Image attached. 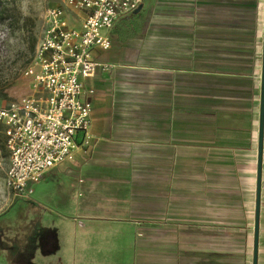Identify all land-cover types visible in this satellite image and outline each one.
<instances>
[{"label": "crops", "instance_id": "0c3cea01", "mask_svg": "<svg viewBox=\"0 0 264 264\" xmlns=\"http://www.w3.org/2000/svg\"><path fill=\"white\" fill-rule=\"evenodd\" d=\"M142 6L95 50L112 68L83 81L91 145L46 173L78 180L35 249L53 264H264V0Z\"/></svg>", "mask_w": 264, "mask_h": 264}, {"label": "built area", "instance_id": "2783aa9c", "mask_svg": "<svg viewBox=\"0 0 264 264\" xmlns=\"http://www.w3.org/2000/svg\"><path fill=\"white\" fill-rule=\"evenodd\" d=\"M64 7L46 13L44 33L32 66L25 75L31 93L7 103L0 99V129L9 167L5 185L16 197L31 194L46 173L91 145L92 103L84 98L83 81L112 66L99 65L95 50L112 48L110 32L144 0H62ZM67 12L79 19L69 23ZM93 90L87 92L88 96Z\"/></svg>", "mask_w": 264, "mask_h": 264}, {"label": "rangeland", "instance_id": "374dc122", "mask_svg": "<svg viewBox=\"0 0 264 264\" xmlns=\"http://www.w3.org/2000/svg\"><path fill=\"white\" fill-rule=\"evenodd\" d=\"M57 6L64 7L62 0H0V99L3 102L31 93L32 81L25 73L32 66L40 45L46 13ZM67 17L72 26L79 28V19L74 13L67 12ZM0 136V264H20L19 261L53 264L49 255L35 249L40 227L52 231L56 239L59 218L52 207L55 206L53 199L66 196V183L70 185L78 179L46 174L41 182L29 184L27 190L31 189V194L25 198L14 196L5 185L9 155L5 138ZM50 182L54 188L43 194L46 204L40 206L37 188ZM79 193L72 192V198L78 199Z\"/></svg>", "mask_w": 264, "mask_h": 264}, {"label": "water", "instance_id": "95a60500", "mask_svg": "<svg viewBox=\"0 0 264 264\" xmlns=\"http://www.w3.org/2000/svg\"><path fill=\"white\" fill-rule=\"evenodd\" d=\"M141 5L134 14H138L142 10ZM263 132H264V38H263V60H262V84H261V99H260V133H259V150H258V186H257V196L259 198L260 192V180L262 171V158H263Z\"/></svg>", "mask_w": 264, "mask_h": 264}, {"label": "trees", "instance_id": "16d2710c", "mask_svg": "<svg viewBox=\"0 0 264 264\" xmlns=\"http://www.w3.org/2000/svg\"><path fill=\"white\" fill-rule=\"evenodd\" d=\"M1 131H2V130L0 129V135H2ZM2 137H4V136L2 135ZM0 140H1V136H0ZM35 231H36V230H35ZM49 232H50L49 229H46V228H43V227L41 228V227H40V232H39V233H41V234H42V233H46V234H48ZM34 233H35V232H34ZM34 233H33V234H34ZM29 236H30V235H29ZM30 238H31V239L33 238V237H32V234H31V237H30ZM31 241H32V240H31ZM19 263H20V264H24L23 261H22V262L19 261Z\"/></svg>", "mask_w": 264, "mask_h": 264}]
</instances>
